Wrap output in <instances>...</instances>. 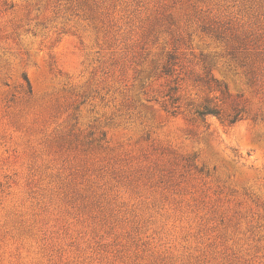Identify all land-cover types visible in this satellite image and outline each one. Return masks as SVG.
Segmentation results:
<instances>
[{
  "label": "rangeland",
  "instance_id": "rangeland-1",
  "mask_svg": "<svg viewBox=\"0 0 264 264\" xmlns=\"http://www.w3.org/2000/svg\"><path fill=\"white\" fill-rule=\"evenodd\" d=\"M0 264H264V0H0Z\"/></svg>",
  "mask_w": 264,
  "mask_h": 264
},
{
  "label": "trees",
  "instance_id": "trees-1",
  "mask_svg": "<svg viewBox=\"0 0 264 264\" xmlns=\"http://www.w3.org/2000/svg\"><path fill=\"white\" fill-rule=\"evenodd\" d=\"M199 114L202 115V116H206V115H217L218 112H217L216 109H211V108H209V107L206 106L205 109H204V111L199 112ZM236 120H237V118H235L233 120V122H235Z\"/></svg>",
  "mask_w": 264,
  "mask_h": 264
}]
</instances>
